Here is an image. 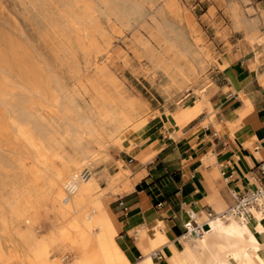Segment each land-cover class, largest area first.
<instances>
[{
  "label": "bare ground",
  "instance_id": "bare-ground-1",
  "mask_svg": "<svg viewBox=\"0 0 264 264\" xmlns=\"http://www.w3.org/2000/svg\"><path fill=\"white\" fill-rule=\"evenodd\" d=\"M101 1L109 18L123 26L135 16H142L145 8L151 11L155 26L146 25L145 37L132 31L130 41L135 45L133 51L143 53L158 74L155 84L165 98L182 89L199 96L188 107H176L174 118L178 124L198 110L209 108L205 93L209 84L197 83L198 72L204 67L201 52L165 20L167 14L179 17L175 0ZM231 15L247 27L248 20L239 7L232 9ZM85 29L76 25V30ZM88 35L81 49L91 54L95 73L91 83L101 105L94 100L93 109L84 112L71 102L69 109L61 107L58 127H52L32 118L26 106L11 103L16 110L13 121L21 122L20 139L34 152L29 166L33 175L24 184L30 186L42 173L48 176L40 191L16 188L15 177L9 174L0 179V188L12 187L8 194H0V264H155L153 254L159 249L163 253L161 264H264V213L244 220L225 212L228 206L213 216L206 215L208 225L198 236L172 237L156 232L155 238L145 237L144 253L135 262L117 244L114 234L119 226L105 189L97 184V174L91 167L108 155L109 146H120L131 134L142 137L149 117L156 112L151 111L145 99L130 94L108 70L107 42L106 47L100 46ZM130 68L137 74L140 70L134 64ZM7 87L0 86V102L4 105ZM184 96L176 98V103ZM47 98L55 105L60 103L55 92ZM29 121L31 124H27ZM151 149V143H146L135 157L142 158ZM15 163L20 164V160ZM118 172L119 169L107 175L104 187H109ZM96 190L99 191L94 194ZM41 209L51 214L50 228L42 235L38 228L46 214Z\"/></svg>",
  "mask_w": 264,
  "mask_h": 264
},
{
  "label": "rangeland",
  "instance_id": "rangeland-1",
  "mask_svg": "<svg viewBox=\"0 0 264 264\" xmlns=\"http://www.w3.org/2000/svg\"><path fill=\"white\" fill-rule=\"evenodd\" d=\"M175 1L180 10L179 17L167 14L165 20L192 42L195 50L201 52L200 57L205 67L198 73H205L202 79L204 77L209 84L207 90L211 94L212 74L216 67L222 68L218 63V42L214 37H221L229 49L224 32L237 30L230 23L225 0ZM242 6L247 10L254 9V13L264 12V0H242ZM107 10L101 0H0V86H8L6 105L0 102V179L9 177V174L15 177L16 188L40 191L48 176L45 172L38 175L30 186L24 184V180L33 175L29 166L33 163L34 152L20 139L18 124L21 122H14L12 119L16 112L11 106L12 102L26 106L32 118L52 127H58L61 107L67 110L71 102L76 103L84 112L93 109L94 100L97 105H101L99 95L91 83L95 74L90 63L91 54L84 53L81 49L87 43L86 33L100 46L106 47L107 42L110 55L108 70L123 83L130 94L145 99L151 111L156 112L149 117L148 128L142 137L131 134L120 146H109L108 155L98 159L91 167L97 174V184L105 189L110 209L116 203L113 200L125 189L119 188L115 193L110 191L109 197V188L104 187L106 173L118 169L122 172V168L130 162L135 145L141 140L142 144L149 139L155 128H168L170 122L167 117H171L173 108L196 97L197 94L190 93L176 103V98L187 94L182 89L171 98H165L155 84L158 74L153 72L143 53L133 51L135 45L130 41L132 31L136 30L145 37L146 25L155 26L150 10L145 8L143 15L130 19L127 26L110 19ZM261 18L264 23V17ZM76 25L86 29L76 30ZM262 27L259 36L264 34V26ZM260 40L258 37L252 46L255 47ZM132 64L139 66L138 74L131 70ZM192 85L195 86V83ZM52 92L60 99L59 105L48 100L47 97ZM213 113L209 112V116ZM6 127L8 130L4 131ZM67 151L68 147L65 148V152ZM254 155L264 157L262 152H254ZM18 160L20 164L17 165L15 162ZM219 176L217 172L216 177ZM116 184L122 186L123 180L119 179ZM11 188L1 187L0 194H8ZM99 190L94 191V194ZM41 210L46 214L41 220V228H38L42 235L50 228L51 214ZM118 233L119 231L114 234L115 241ZM155 260L161 264V259Z\"/></svg>",
  "mask_w": 264,
  "mask_h": 264
},
{
  "label": "crops",
  "instance_id": "crops-1",
  "mask_svg": "<svg viewBox=\"0 0 264 264\" xmlns=\"http://www.w3.org/2000/svg\"><path fill=\"white\" fill-rule=\"evenodd\" d=\"M225 2L237 31L224 32L229 49L221 37H214L222 68L216 67L212 74L211 94L205 92L209 108L198 110L181 124L176 122L173 108L170 126L155 128L142 143H151L152 149L136 158L142 145H135L130 162L122 168L128 173L118 172L108 187L109 197L110 191L125 189L113 200L111 210L119 226L116 242L132 262L144 253L145 237L165 232L179 237L190 213L201 222L208 211L226 208L233 201L232 192L254 188L260 181L264 184V176L256 180V164L264 157L254 155L264 153V34L258 35L264 12L244 9L242 0ZM236 7L248 20L246 28L232 18ZM258 37L260 43L253 47ZM203 75L198 76V84L205 81ZM198 97L182 105L188 107ZM119 179L122 186L116 184ZM152 260L158 264L155 257Z\"/></svg>",
  "mask_w": 264,
  "mask_h": 264
},
{
  "label": "built area",
  "instance_id": "built-area-1",
  "mask_svg": "<svg viewBox=\"0 0 264 264\" xmlns=\"http://www.w3.org/2000/svg\"><path fill=\"white\" fill-rule=\"evenodd\" d=\"M131 160V158H130ZM258 170V177L256 180L260 181V178L264 176V159H261L256 164ZM233 201L225 209V212L232 214L241 219H247L255 217L257 215L262 216L264 213V184L259 183L258 186L245 189L241 191L232 192ZM121 204V201L118 200ZM214 211H208L207 216H213ZM190 219L183 222L182 224V235L198 236L203 232L204 226L208 225L206 220L198 222L194 219L190 213ZM153 257L160 258L161 254L156 251Z\"/></svg>",
  "mask_w": 264,
  "mask_h": 264
}]
</instances>
